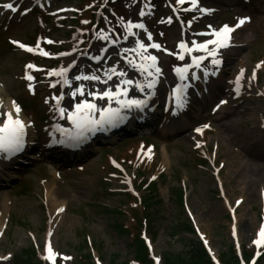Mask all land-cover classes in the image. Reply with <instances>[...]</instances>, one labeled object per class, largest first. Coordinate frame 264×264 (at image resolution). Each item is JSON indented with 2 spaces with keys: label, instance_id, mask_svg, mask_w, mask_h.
<instances>
[{
  "label": "rangeland",
  "instance_id": "374dc122",
  "mask_svg": "<svg viewBox=\"0 0 264 264\" xmlns=\"http://www.w3.org/2000/svg\"><path fill=\"white\" fill-rule=\"evenodd\" d=\"M100 1L94 0V4ZM88 2L85 0V5ZM205 2L220 13L209 18H186L188 28L191 27L187 31V37L197 43H203V39L198 38L196 33L206 28L197 23L200 19L205 22L226 21L230 24L234 22V16L247 14L252 19L248 26L236 32V38L242 42V50L229 55L228 66L222 77L213 82L215 85L211 93L223 88L221 98L213 101L216 102L214 107L218 111H205L208 103L196 105L184 120V128L188 129L180 135L164 139L153 133L146 152L141 151L137 159L138 167L142 168L138 174L137 168L133 166L119 174L109 169L110 161L107 157L111 155L120 160L124 151L117 143L107 149L92 148V154L68 167L53 169L45 161H37L18 171L17 181L0 190V257L10 254L16 260L13 264H33L24 261L22 251H31L30 247L35 245L39 256H44L45 235L51 231V243L60 255L56 258L57 264L85 263L80 255L88 251L84 245L86 237L97 248L95 250L101 258L99 264H134L131 260L134 259L138 246L130 243L132 235L139 233V223H143L141 219L145 217L150 220L149 235L153 240L151 246L158 257L169 256L171 261L186 259L185 252L189 242L198 241L197 235L185 233L187 228L200 233L215 257L226 252L233 244L232 228L236 231L234 238L242 249L249 253L256 252L257 246L253 241L258 239L264 214V0H251L252 4L248 8L238 7L237 0ZM78 3L79 0H61L58 4L76 7ZM112 3L118 10L120 20L125 23L139 20V11L145 12L147 17L142 21L150 25V31L160 45L159 50H150L147 54L166 59L164 63L157 64L160 72L166 75V79L162 81L166 86L173 67L177 65L176 59L168 60L165 56H176L181 43L178 27L174 25L167 32L163 28L164 22H160L159 18L164 15V9L152 13L147 5H142V0H112ZM70 13L71 10L67 16H71ZM153 16L154 21L149 22ZM84 19L87 21L86 16ZM45 20L53 24L52 20ZM9 25L7 33L2 29L5 23L0 25V97L12 96L29 105L28 114L39 121L41 126L46 117L45 122L49 121L50 115L42 98L45 94L41 92L43 88L36 87L34 98L24 90L25 83L21 74L26 59L18 52L6 49L5 39L11 37L30 41L37 33L55 40L60 49L68 48L69 43L73 42L67 33L70 27L66 24L55 30L51 26L41 30L35 16L23 19L19 24L14 19ZM146 32L144 31V35ZM188 43L190 48L192 43ZM76 52L77 50L68 59V64L58 62L48 66L45 61L33 60L42 69L41 77L47 83L50 82L49 72L60 68L68 70L66 75L69 85H66L63 92L67 98L71 97L70 92H73V86L78 83L70 63L77 61L76 69L83 64V60L76 59ZM193 56L196 55L184 54V58ZM203 65L202 62L201 66ZM240 69L243 70L244 92L235 96L237 99L234 100L231 90H234L233 82ZM189 71L192 73L187 78H191V85L199 81L204 83L201 72L191 68ZM193 72L196 79L192 78ZM124 79L131 78L126 76ZM58 80L61 82L60 77ZM121 81H114L106 86L113 90L118 84L124 86ZM134 83L142 84L138 79ZM99 87L95 84L86 89ZM127 87L135 89L134 85ZM169 92L166 104L172 96H176L173 90ZM181 108L185 109V106ZM172 115L171 112L167 113L166 118ZM177 117H181L180 112ZM40 118L43 120L40 121ZM204 123L210 124V129L202 132L201 128H206L201 125ZM194 124L199 126L193 128ZM125 148L128 149V146ZM199 155H205L208 159L207 166L197 165ZM122 156L130 159L132 151H126ZM130 164L126 162L125 165ZM79 167L81 170H77ZM215 173H218L217 177ZM139 176H144L146 182L150 177L155 180L154 190L159 200L158 205L150 210V215H145L143 207L139 205V196L147 199L145 187L139 193H132L130 188V179L140 181ZM159 176L161 177L157 180ZM22 186H25L26 192L21 190ZM175 187L186 189V210L179 206L174 197H169V188ZM125 193H130L133 197L128 199ZM4 199L7 200L5 210L2 208ZM61 208L62 211L59 212ZM114 209H119L124 215H117V212H113ZM231 211L234 212L232 218L229 217ZM115 224L127 228L129 236L121 235ZM183 224L186 226L182 227ZM63 257L70 259L64 260ZM259 264H264V258Z\"/></svg>",
  "mask_w": 264,
  "mask_h": 264
},
{
  "label": "snow or ice",
  "instance_id": "6c2138e0",
  "mask_svg": "<svg viewBox=\"0 0 264 264\" xmlns=\"http://www.w3.org/2000/svg\"><path fill=\"white\" fill-rule=\"evenodd\" d=\"M177 4H184L185 0H175ZM191 3L192 8H198V10L201 13H209L212 10L204 7H198V0H189ZM0 7L11 10L12 12L16 11V8L13 6L12 3H6L3 5H0ZM175 11V9H173ZM189 9H185L187 11ZM139 15L141 17L145 16V12L143 10L140 11ZM248 18L244 17L241 18L235 27H240L243 25ZM122 23L123 20L121 21ZM164 22V21H161ZM168 23L172 22V19L169 18ZM84 23H87V21H84ZM211 27V26H209ZM124 28L126 32V36L133 35V29H141L145 32L147 29L145 28V25L143 23H133L131 20L124 23ZM234 31L232 27H229L228 25H224L223 27L219 28L218 30H212L207 35H210L212 38L205 40L203 43H197L195 40L192 41V46L189 48L187 44H185L183 41L178 45V48L180 49L179 54L177 55V59L184 60V54L188 53L191 54L192 52H202L205 53V55L202 56H193L191 64H185L183 67H177L174 69L176 75L179 77L181 81L185 80L187 78V73L189 71V68L195 67L199 68L202 61L206 59V57H212L211 63L214 66H218L220 64V60L217 59L218 50L221 48H226L229 46L230 40H231V33ZM198 35H205V33H199ZM98 39L102 40H109L108 35L104 34L103 31L98 35ZM147 39L149 41L152 40L151 33H148ZM15 43V42H14ZM48 43H52V41H48ZM212 46L211 48L209 46ZM19 47L22 49L32 52L33 49L29 48L23 44H19ZM38 47V45H37ZM148 47L155 48L157 50L160 49V45L156 43H151L150 45H146L145 43H142L139 39L136 41V48L132 51H135L137 55L140 57V63H136L135 61H129V64L134 67L137 71H139L142 75H145L146 84L141 83H134L131 79H123L121 81V84L125 87H121L120 85L116 86L115 92H113L111 89L104 90L103 92H89L88 95L93 97V100L99 99V100H107L108 101V107H101L98 108L97 105L94 102H89L88 100H80L75 104V111L68 113V120L72 122L74 128L76 129L75 136H71L70 138L77 139L80 136H82L87 131H93L96 130L98 126H103L105 124L114 125L115 122H117L119 119H122L120 116V110L122 108H142L146 104V100H137V99H127L128 95V87L130 85H134L137 89L143 91L146 87L148 90L154 89L156 83H157V77L160 74V68L157 67V57L147 54ZM127 51V50H125ZM40 55L48 56L49 53L40 51ZM61 55H67V53H62ZM98 59V58H97ZM35 66L32 64H28L27 68L33 69ZM259 67V65H257ZM67 69L60 68L59 70H53L49 72V75H55L57 77L61 78V81L64 85H69V80L67 78ZM107 78L111 79L112 75H118L120 77H124L126 73L124 72H117L116 68H111L108 73H106ZM208 73L205 72V76H207ZM243 75V70L241 71V76ZM148 77H151V79H148ZM193 79H196L195 73L192 75ZM255 78V77H253ZM26 79L31 81L33 79L32 76L26 75ZM76 80H95L100 82H106L101 81L100 77L97 75H77L75 77ZM239 81L240 77H237L236 83L239 87ZM31 89V85H29ZM186 87V86H185ZM174 93H177L176 101L177 104L181 103L180 95L179 93L182 92L181 88H177L173 90ZM77 94L80 96L85 95L82 86L77 87L75 91L71 93L73 97H75ZM121 97H124V99H121ZM63 97H53L54 100H56V107L57 111L61 114V116L64 115L65 109L60 107V101ZM115 101L117 105H119V108H112L111 104ZM221 103H224V101H221ZM13 108L15 110V117L11 112L5 113V119L2 123H0V153L8 154L9 156L19 152L22 150L23 144H24V137H25V128L26 124L24 121H22L19 118V107L13 102ZM99 113V120L94 119V114ZM207 127V125H205ZM196 131H200V129H196ZM239 203V202H237ZM62 211V209H61ZM233 235H235V230L233 231ZM258 239L253 241V244H255L258 248L264 244V225H261L259 233H258ZM205 244H207V241H205ZM47 255L44 257L47 261L50 262V264H55L57 253H55L52 249V247L49 245L46 248ZM259 252H257V256H259ZM4 259H8V257H5ZM64 260L70 259V257H63ZM158 264V262H157ZM254 264V261H253Z\"/></svg>",
  "mask_w": 264,
  "mask_h": 264
},
{
  "label": "trees",
  "instance_id": "16d2710c",
  "mask_svg": "<svg viewBox=\"0 0 264 264\" xmlns=\"http://www.w3.org/2000/svg\"><path fill=\"white\" fill-rule=\"evenodd\" d=\"M140 248L143 250V245L140 243ZM141 250V251H142ZM235 261V258L233 256H229V258L224 259L225 264H232ZM210 264L206 254L202 250L201 246L198 245H193L190 247V249L186 252V259H177L172 260L171 258H164V264Z\"/></svg>",
  "mask_w": 264,
  "mask_h": 264
},
{
  "label": "bare ground",
  "instance_id": "6f19581e",
  "mask_svg": "<svg viewBox=\"0 0 264 264\" xmlns=\"http://www.w3.org/2000/svg\"><path fill=\"white\" fill-rule=\"evenodd\" d=\"M6 107H7V109L9 108L10 109V111L13 113V116L15 117V115H16V113H15V110H14V108H13V102L10 100V99H8L7 100V103H6V105H5ZM19 117H21L22 118V115L19 113ZM22 119H24V118H22ZM166 132H168V131H166ZM7 203V200L6 199H4L3 200V209L5 210V204Z\"/></svg>",
  "mask_w": 264,
  "mask_h": 264
}]
</instances>
